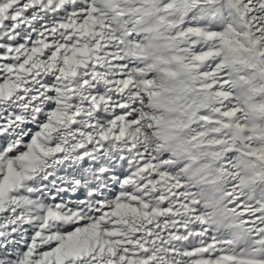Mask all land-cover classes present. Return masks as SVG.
Instances as JSON below:
<instances>
[{"label": "snow or ice", "instance_id": "1", "mask_svg": "<svg viewBox=\"0 0 264 264\" xmlns=\"http://www.w3.org/2000/svg\"><path fill=\"white\" fill-rule=\"evenodd\" d=\"M0 264H264V0H0Z\"/></svg>", "mask_w": 264, "mask_h": 264}]
</instances>
